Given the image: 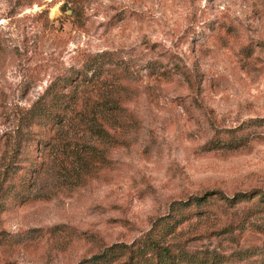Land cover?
<instances>
[{"label": "rangeland", "instance_id": "obj_1", "mask_svg": "<svg viewBox=\"0 0 264 264\" xmlns=\"http://www.w3.org/2000/svg\"><path fill=\"white\" fill-rule=\"evenodd\" d=\"M263 191L264 0H0V264H264Z\"/></svg>", "mask_w": 264, "mask_h": 264}, {"label": "trees", "instance_id": "obj_2", "mask_svg": "<svg viewBox=\"0 0 264 264\" xmlns=\"http://www.w3.org/2000/svg\"><path fill=\"white\" fill-rule=\"evenodd\" d=\"M239 195L244 196L245 194L241 193ZM261 196H263V199H264V191L261 193ZM202 198H203V195H201L199 197H194L193 199L199 200ZM162 249H163L162 250L163 253L157 254V261L160 262V264H177L178 260L172 258L170 251L167 249V247H163ZM103 256H104V252L101 251L99 253L92 254L89 258H87L83 261H87L88 259H90L91 262L97 263ZM162 256H165L166 259L164 260L162 258ZM173 257L176 258L174 254H173ZM168 258L170 259V261H166ZM132 264H134V263H132Z\"/></svg>", "mask_w": 264, "mask_h": 264}]
</instances>
